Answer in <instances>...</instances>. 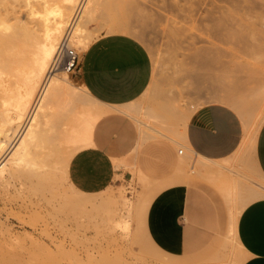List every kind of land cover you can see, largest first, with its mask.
<instances>
[{"label": "rangeland", "instance_id": "1", "mask_svg": "<svg viewBox=\"0 0 264 264\" xmlns=\"http://www.w3.org/2000/svg\"><path fill=\"white\" fill-rule=\"evenodd\" d=\"M253 1L251 4L248 0L252 5L249 9L246 7H249L247 0L242 2L240 0L238 3L234 0H103L100 2L93 18L86 23L83 22L86 36L92 34L90 42L106 33H128L138 38L150 53L153 64L151 80L144 92L129 103L131 111L127 112L136 124L138 135L141 133L140 127L147 128L148 131L144 133L142 129L144 136L139 135L143 138L142 142L125 159L126 162L132 161L129 167L130 175L112 182L98 192L87 193L80 190L84 196H87L83 212H81L70 202L71 198L77 194L74 189L71 190V185L78 188L68 177V163L74 153L85 146L68 150L66 141L59 136L60 133L55 134L57 129L60 130L64 126L65 120L57 117L61 120L58 121L55 118V113L58 116L56 111L59 104L57 98L50 95L47 99L48 107L45 108L48 113L44 108L40 111L44 110L47 114L37 112L39 114L36 120L34 119L30 126L7 146L1 157L6 160L2 166L3 174L6 176L9 170H13V174L6 180L0 181V264H31V262L32 264L250 263L251 259L242 251L241 245L235 238L234 219L247 201L256 196H262L259 190H264V8H262L264 0ZM6 2L11 4L10 8L9 5L5 6ZM255 2L258 5L262 4L261 8L257 5L260 12L257 6L254 7ZM239 3L241 9L238 7ZM222 4L226 5V8H223ZM242 4L245 5L246 10ZM232 5L239 10L237 11ZM11 6V1L9 3V0H0V11H2L0 13L6 15L5 18L0 15L4 18L0 21L2 23L0 28L6 21V17L8 16L7 19L11 17L9 21L7 20L10 22L7 23L10 24L9 26L4 23L8 26L3 29L6 32L16 26H14L15 19L9 15ZM217 6H220L221 11ZM6 8L9 11L5 10ZM222 10L226 13L225 15ZM227 11L230 15H227ZM125 13L129 14V24L132 28L112 29L111 26L120 21L118 14ZM233 14L241 19L234 18ZM14 30L11 34L15 33ZM5 31L0 29V32H3L1 34ZM16 33L6 34L8 38L6 39L7 36H5V40L2 39L5 42L8 41L7 43H10L12 39L14 46L7 44L9 48L0 39V43H4L7 48H1L3 46L0 45V123L5 127L15 125V122L7 123L6 119L15 114L13 104L17 101L18 95L24 92L27 81L25 75L28 74L31 66L27 56L31 47L30 41L23 34L18 35L19 38L21 35L19 41L18 38L13 37ZM65 44L74 49L78 58L84 50L72 42ZM63 47L53 63V72L58 74L66 72L75 85H81L79 62L75 67L65 69L66 55ZM2 49L5 53L1 51ZM7 50L9 52H6ZM218 101L232 106L242 118L243 143L232 155L219 161V170H202L200 165L208 161L205 162L201 156L199 158L198 154L187 148L182 136L184 122L189 113L198 106ZM77 103L82 108L90 107L91 109L96 106L97 101L84 95L79 97ZM238 105L246 108V114H242ZM50 107L52 108L49 109ZM50 113H53L56 121H52ZM256 116L257 119L260 116V122L258 120L255 122ZM47 118L51 119L52 123L49 120L46 125ZM53 123H56L57 129ZM141 123L146 125L139 126ZM32 129L36 132L35 136L30 134ZM44 130L45 133L48 131L50 133L48 132L42 138L40 133ZM48 135L50 139L53 138L51 142L49 138H45L49 137ZM171 137L176 138L178 142L172 141ZM22 142L26 143L22 148H28V153L21 148ZM16 144H18L16 149L21 148L22 152H20L21 149L20 153L18 149H15ZM54 144L58 149H55V153L50 151L51 154H49L48 149L55 148ZM160 144L169 145L175 150L172 170L168 177L163 179L158 177V173L145 168L141 163L142 156L144 154L152 156L151 150ZM178 148H183V152L178 153ZM148 150L150 152H147ZM14 151L16 155L18 152L17 157H12L13 154L15 155ZM42 172L46 173L45 176L48 174V177L46 176L48 179ZM3 174L0 170V179ZM191 177L194 179L192 180ZM167 178L173 181L172 183L183 180L191 187L200 186L207 192L210 190L207 186H212L210 188L215 191L212 192L213 189H211L212 194L211 192L208 194L214 199H221L219 203L208 204L218 209L220 216L213 222L221 226L216 229L209 241L201 242L186 256H170L157 246L145 242L143 223L136 212L139 206L136 203H139V199L156 190L155 188L164 184ZM204 178L207 180L203 181ZM250 189H253L251 194ZM110 195L113 200L108 204L110 199L107 201L106 196L110 198ZM93 196L97 199H105L99 203H105L104 206L101 204V207L96 205L99 209L93 208L94 204L89 202ZM125 197L126 204L131 206V211H127L129 205L125 206V201L122 200ZM127 212H130L129 218ZM120 215L125 216L123 218ZM119 218L129 219L130 226L125 228ZM117 220L120 223L116 222ZM140 231L144 233L143 236ZM139 233L140 236L137 239L136 236ZM134 236L135 241L142 239L143 241L135 243L132 239ZM40 239L46 242L45 245L49 242L48 245L44 246ZM32 243L35 245L31 246ZM24 246L28 248L25 249L26 253L23 252ZM44 249L49 254L40 252ZM37 250L38 252H35ZM27 253H32L34 257L28 256Z\"/></svg>", "mask_w": 264, "mask_h": 264}, {"label": "crops", "instance_id": "2", "mask_svg": "<svg viewBox=\"0 0 264 264\" xmlns=\"http://www.w3.org/2000/svg\"><path fill=\"white\" fill-rule=\"evenodd\" d=\"M78 71L90 94L109 107L93 125L92 143L74 153L68 163L70 181L79 190L91 193L131 173L132 161L125 159L139 143L138 129L121 106L144 92L152 77L153 64L148 49L138 38L128 33H106L83 50ZM182 135L186 146L208 161L205 163L208 166L200 165L202 170H219V161L232 155L243 143L244 126L232 106L209 102L189 113ZM151 152L152 156H142L141 163L158 173L159 178L168 177L175 150L160 144ZM260 194L247 201L234 219L235 238L251 259L249 264H264L263 190ZM218 201L221 199H214L202 187H191L184 181L164 185L147 207L146 232L163 252L186 256L201 242L209 241L221 226L213 222L220 216L218 209L208 205Z\"/></svg>", "mask_w": 264, "mask_h": 264}, {"label": "bare ground", "instance_id": "3", "mask_svg": "<svg viewBox=\"0 0 264 264\" xmlns=\"http://www.w3.org/2000/svg\"><path fill=\"white\" fill-rule=\"evenodd\" d=\"M10 1L12 2V6H11V9L9 13L10 16H12L14 19H15V28L13 27V29H15V33L17 35L13 36L15 38H18L19 41L21 40V35H20V38L18 37L19 34H23V35H26L25 38H28V40L30 41L29 44H31L29 50H28V59L30 60L31 62V66L29 68V71L26 73L27 75H25L27 77V81L25 82V85H24V92L20 93V95H18L17 97V101L13 104V109L15 110V114L13 115H10L7 119H6V122L7 123H14L15 122V125H9L7 127H5L4 124L0 123V170H1V173L3 174V169L2 166L6 163V160L2 159V154L5 152V150L7 149V146H9L15 139L16 137L19 135V134H22V132L28 128L30 126V124L34 121V119L37 117V112H39L40 110H42V108H46L48 107L47 103H48V97L50 95H53L54 97L57 98L58 100V104H59V108H58V116L54 114V116H56L55 118L58 119L57 117L61 118V120H65V124L64 126L58 130L57 129V125H55L56 123H53V125L56 127L57 129V132L55 133L54 131H52V133L54 132L55 134H59L60 133V137L62 136L63 137V140L66 141L65 145H68V150L69 149H78V148H81L83 146H86V145H89L92 143L91 141V134H92V128H93V125L94 123L96 122V120L105 112L109 109V107L103 105L102 103H100L98 100H96L91 94L90 92L87 90V88L85 87V85L83 83H81V85H75L72 80L70 79L69 75L66 73V72H63L62 74H58L56 72H53V63L59 53V51L61 50V48L64 46L65 43H68V42H72L74 43L76 46H81L82 48H86L88 45H89V42H90V38L92 36V34H88L86 36V33H85V29L83 28V25H85L83 22H87V20H90L92 19L95 15V12L97 10V8L99 7V4L100 2H102L103 0H9V3ZM194 1V0H192ZM240 0H238L239 2ZM245 1V0H244ZM234 2H237L236 0H234ZM237 2V3H238ZM242 2V0H241ZM248 2V0H247ZM251 4H253L252 2H254L253 0L250 1ZM248 2V3H249ZM244 3V2H243ZM257 2H255V6L256 7L258 4H256ZM264 3V2H263ZM232 4V3H231ZM234 4V3H233ZM246 4V3H244ZM242 4V7L245 5ZM249 3V7H247V9L250 8V5ZM7 5H9V8H10V5L11 4H8L7 2L5 3V6L7 7ZM219 5V4H218ZM222 4L221 6L223 8H226V5ZM238 5V4H237ZM232 6H235V5H232ZM231 6V7H232ZM240 6V3L238 5V7ZM258 6H262V4H259ZM257 6L258 8V12L259 11V7ZM218 7V6H217ZM220 7V6H219ZM218 7V8H219ZM246 7H245V10H246ZM252 7V5H251ZM222 8V9H223ZM234 8V7H233ZM241 9V7H239ZM264 8V7H262ZM232 9V8H231ZM235 9H236V6H235ZM7 11H9L7 8L5 9ZM4 10V11H5ZM218 10L221 11V9L219 8ZM216 10V11H218ZM237 10V9H236ZM239 10V9H238ZM237 10V11H238ZM251 10H253V8H251ZM234 11V10H232ZM244 11V10H243ZM249 11V10H248ZM256 12V8L254 10ZM254 11H253V15L254 14ZM2 12V11H0ZM219 12V11H218ZM223 12V10H222ZM224 12H226V9H224ZM223 12V13H224ZM229 11H227L228 13ZM242 12V10L240 11ZM245 12V11H244ZM250 12V11H249ZM252 12V11H251ZM257 12V13H258ZM222 13V14H223ZM230 13V12H229ZM227 14V15H230V14ZM239 13V12H237ZM127 14V15H125ZM125 14H118V17L120 18V21L118 22V24H115L114 26H111L112 29H116V28H120V29H125V30H129L131 29V25L129 24L130 21H129V14L128 13H125ZM226 13H224L225 15ZM234 14H235V11H234ZM233 14V15H234ZM248 14V12H247ZM1 17L3 16L5 18V14L3 15L2 13H0ZM237 15V14H235ZM235 15L233 16L234 18ZM90 16V17H89ZM128 16V17H127ZM240 15H238L239 17ZM247 16V15H246ZM249 16V15H248ZM0 17V18H1ZM242 17V16H240ZM4 18H1L0 21ZM8 16L6 17V21L3 22V25L4 28H1L2 31H5L3 29H6L10 24H7V23H10V22H7V20L9 21V19H11V17H9V19H7ZM25 18V19H24ZM244 17H242L243 19ZM246 18V17H245ZM13 19V20H14ZM238 19V18H236ZM241 18H239L238 20H240ZM248 19V17H247ZM117 20V19H116ZM6 23V24H4ZM2 24V23H0ZM6 27V28H5ZM12 28V27H11ZM12 29V30H13ZM12 30L10 29V31L6 32L4 34H1L3 32H0V37H4V38H0L1 40H5V36L7 35H13L11 34L12 33ZM10 33V34H8ZM7 34V35H6ZM3 35V36H2ZM12 37V36H11ZM8 38V36L6 37V39ZM24 38V39H25ZM23 39V41H24ZM2 42H5L3 41ZM9 40V39H8ZM10 41V40H9ZM17 41V40H16ZM15 41V42H16ZM22 41V42H23ZM26 41V40H25ZM24 41V42H25ZM8 41L5 42V46L8 44V45H13V41L11 39L10 43H7ZM18 42V41H17ZM26 43V42H25ZM28 44V43H27ZM1 48H4V43H0ZM7 45V47L9 48V46ZM10 46V47H11ZM29 47V46H28ZM64 48V47H63ZM5 49H7L5 47ZM4 49V50H5ZM9 50V49H8ZM6 51V52H9V51ZM3 53H5L3 51V49L1 50ZM11 51V49H10ZM27 51V50H25ZM1 52V53H2ZM11 55V52L9 53ZM13 54V53H12ZM12 56V55H11ZM9 57V56H8ZM14 58V56L12 57ZM11 61V60H9ZM64 71V70H63ZM89 96L90 98H93L97 101V104H95L93 108L90 109V107L88 108H82L81 106L78 105L77 101L79 99L80 96ZM243 102V101H242ZM241 102V103H242ZM130 103V102H129ZM129 103L121 106V110L125 111V112H128L130 109H129ZM246 103V102H244ZM57 104V105H58ZM248 106V105H247ZM239 107V110L242 112V114H246V111L245 109L243 108V106L241 105H238ZM52 107H50L49 109H51ZM264 108V107H263ZM262 108V110H263ZM8 109V108H7ZM48 109V108H47ZM85 109V110H84ZM53 111H55L54 109H52ZM51 110V111H52ZM261 110V111H262ZM45 111L48 113V111L45 109ZM45 111H40V113H44V114H47L45 113ZM50 111V110H49ZM50 111V112H51ZM131 111V110H130ZM264 111V110H263ZM250 112V111H249ZM43 114V116H45ZM51 115L53 113H50ZM250 114V113H249ZM263 114V113H261ZM259 115V114H258ZM257 115V116H258ZM256 116V119H255V122L258 120L260 122V116H259V119H257L258 117ZM264 116V115H263ZM263 116H261V118H263ZM51 118V117H49ZM52 118L54 121V117L52 115ZM63 118V119H62ZM66 118V119H64ZM15 120V121H14ZM36 120V119H35ZM46 120V118H45ZM50 122H51V119H49ZM48 118H47V121H46V125L47 123H49L48 121ZM58 119V121H61ZM139 120V119H138ZM56 121V120H55ZM140 122H143L142 120H139ZM26 122V123H25ZM45 122V121H44ZM263 122V120H262ZM52 123V122H51ZM146 123V122H145ZM140 124L139 126L141 125H146V124ZM48 125H51V124H48ZM261 125V124H260ZM53 128V126H51ZM256 127H257V124H256ZM49 128V127H48ZM145 128V127H144ZM51 128H49L50 130ZM55 129V130H56ZM142 129L143 127L141 128L140 127V134L141 136L144 134H142ZM155 129V128H154ZM153 129V130H154ZM46 131L48 130L47 128L45 129ZM44 130L43 133H40V135H42V138H44V136L47 133H45L46 131ZM52 130V129H51ZM156 130V129H155ZM147 128L146 129H143V132H147ZM158 131V130H157ZM50 133V132H49ZM159 133V131H158ZM162 133V132H161ZM31 136H35L36 135V132L32 129L31 132H30ZM139 134V135H140ZM138 135V136H139ZM49 136V135H48ZM52 136V135H51ZM56 136V135H55ZM139 136L138 140H139V143L142 142L143 138ZM183 136V135H182ZM53 137V136H52ZM141 137V138H140ZM46 139L49 138V141L51 142V138L50 139V136L49 137H45ZM254 138V137H253ZM44 139V140H46ZM142 139V140H141ZM172 141H177L178 140L174 137H171L170 138ZM22 140V139H21ZM23 141H25V139H23ZM48 141V140H46ZM48 141V142H49ZM62 141V142H64ZM19 142V141H18ZM138 142V141H137ZM23 143V142H22ZM55 143V142H53ZM138 143V144H139ZM8 144V145H7ZM19 144V143H18ZM18 144L15 145V149L16 147L18 146ZM25 144L26 143H23L21 148L25 147ZM57 145V143H56ZM28 145H26L27 147ZM55 146V144H54ZM138 146V145H137ZM52 147V146H51ZM49 147V148H51ZM136 147V146H135ZM21 148H17L18 149V152ZM54 148V147H53ZM49 150L48 151L50 152H53L54 153L56 152L55 149H58L54 148V150ZM188 148V146H187ZM16 149V150H17ZM23 151L25 148H22ZM22 149L20 152H22ZM189 149V148H188ZM70 150V151H72ZM28 148L25 149L24 152L28 153ZM68 151V153L70 152ZM18 152H17V155H18ZM19 152V153H20ZM51 152L49 154H51ZM13 153H15V155L13 154L12 157L16 156V151H14ZM25 153V154H26ZM46 154L48 155V153L46 152ZM20 155V154H19ZM70 155V154H69ZM23 156V155H22ZM21 156V158H22ZM15 157V159H16ZM20 157V156H19ZM67 157H68V154H67ZM126 157V156H125ZM124 157V159H125ZM200 158V156H198ZM69 158V157H68ZM202 158V157H201ZM14 159V158H13ZM20 159V158H19ZM118 159V158H117ZM116 160V159H114ZM122 161V163L124 164L125 161H123V158L120 159ZM119 160V161H120ZM18 162V160H16ZM118 161V162H119ZM115 162V161H114ZM117 162V161H116ZM115 162V166H117L118 164ZM120 163V162H119ZM182 162L180 161V164ZM205 165V164H204ZM205 166H208L207 164ZM5 167V166H4ZM178 167V166H177ZM181 167V166H180ZM179 168V167H178ZM203 168V166H202ZM49 170V169H48ZM47 170V171H48ZM182 170V168H181ZM13 170H9L8 171V174L5 176L3 174V177L1 175V179L0 181H4L6 180V178L8 177H11L13 172ZM176 171H179V170H176ZM186 171V170H184ZM194 171V170H193ZM53 173V171H51ZM187 172V171H186ZM175 173V171L173 172ZM43 174V172H42ZM46 174V173H44ZM43 174V175H44ZM42 175V176H43ZM179 175V174H178ZM193 175V174H192ZM48 177V174L46 175ZM44 175V177H46ZM46 177V178H47ZM195 177V176H194ZM203 177H206V176H203ZM45 178V180H46ZM175 178V176H174ZM177 178V177H176ZM43 179V178H42ZM48 179V178H47ZM52 179V178H51ZM192 179V177H191ZM194 179V178H193ZM192 179V180H193ZM199 179H201L199 177ZM53 180V179H52ZM179 181V179H177ZM207 180V179H206ZM205 178L203 181H206ZM183 181V180H181ZM179 181V182H181ZM188 181V180H187ZM191 181V180H190ZM164 184L162 183V185L157 188H155L156 190L152 191L151 193H148L147 195H142L141 199H139V203H136L137 204V208H136V212L139 214V218L142 220V223H143V229H144V233L140 231V233L144 234L145 238H143L145 240V242H148L149 245L153 244L152 246H156L153 241L151 240V238L148 236L147 232H146V229H145V215H146V210H147V207L149 205V202L151 201L152 197L155 195V193L157 192L158 189H160L162 186L164 185H168V184H171L173 181L169 180L167 178V181L164 180ZM176 182V181H175ZM195 182V180H194ZM260 184H262L260 181H259ZM259 183L257 184L259 186ZM200 185V183H198ZM208 184V182H207ZM264 185V184H263ZM72 189H74V191H76V195L73 196L71 198V203L72 205L75 207V208H78L81 212H83V209H84V202L87 201V196H84L79 189H76L75 187H73V185H71ZM204 186V185H203ZM257 186V187H258ZM153 187V186H152ZM151 187V188H152ZM208 188L207 189H213V188H210L212 186H207ZM263 188V187H262ZM260 188V189H262ZM206 189V190H207ZM264 189V188H263ZM208 191V193H210L211 191ZM215 190L213 189L212 192H214ZM261 191V190H259ZM73 192V191H72ZM211 192V194H212ZM74 193V192H73ZM72 193V194H73ZM263 195H264V190H263ZM212 196V195H211ZM91 197V196H90ZM109 197V196H108ZM111 195H110V198H107L106 196V200L109 201L108 199H110L109 203L113 200L111 199ZM95 199H96V202H95ZM103 198L101 199H97L96 197H92L89 202L94 206H92L93 208L96 207V209L98 208L96 205H100L99 207H101L102 205L104 206V204H99L101 202ZM123 201L126 200V197L122 199ZM128 200V199H127ZM103 201H105V199H103ZM123 203V202H122ZM127 202L125 201V206L129 205L127 207V211L130 210V204H126ZM219 203V201H218ZM107 205V203H106ZM108 206V205H107ZM221 206V204H220ZM73 207V208H74ZM99 209V208H98ZM138 209V210H137ZM220 209H222L220 207ZM131 211V210H130ZM221 211V210H220ZM135 212V213H136ZM222 212V211H221ZM128 214V218L130 217V212H127ZM81 215V214H80ZM126 215V216H127ZM124 218L123 215H120ZM79 217V216H78ZM118 219V217H117ZM121 219V221H120ZM116 220V219H115ZM77 221V220H76ZM119 221L122 222V225L126 227L130 226V222H129V219L125 218V219H122V218H119ZM118 220L116 222L120 223ZM117 223V224H118ZM66 224V223H65ZM81 224V223H80ZM116 224V225H117ZM120 225V224H119ZM118 225V226H119ZM62 226V225H61ZM123 226V227H124ZM120 227V226H119ZM121 226V228H123ZM123 228V229H125ZM67 229V228H66ZM63 230V229H62ZM130 230V229H129ZM45 231H47V229H45ZM49 232V231H48ZM67 232V231H66ZM129 232V231H128ZM140 233L139 235L135 236L137 237L138 239V236H140ZM46 234V233H45ZM138 234V233H137ZM35 235V234H34ZM47 235H51V234H47ZM68 235H70V233H68ZM32 236V235H31ZM30 236V237H31ZM36 236V235H35ZM54 236V235H52ZM50 236V237H52ZM63 238H64V235H62ZM133 237V241L136 243L135 241V238L136 237ZM34 237V236H33ZM56 237V236H55ZM46 238V237H45ZM53 238V237H52ZM51 238V240H52ZM62 238V239H63ZM69 238V237H68ZM49 239V238H48ZM141 239V238H139ZM143 239L141 241H143ZM31 240V239H30ZM34 240V238H33ZM39 240V239H38ZM37 240V241H38ZM36 241V242H37ZM40 241H42L40 239ZM39 241V242H40ZM60 241V240H59ZM68 241V240H67ZM140 240L137 241V243L141 242ZM33 242V241H32ZM35 242V243H36ZM38 242V243H39ZM44 243V246L48 245V243L45 245L46 242L42 241ZM55 242V241H54ZM35 243H32L31 246H34ZM53 243V242H52ZM58 243V242H57ZM143 243V242H142ZM34 244V245H33ZM61 244V243H60ZM64 244V243H63ZM147 244V243H145ZM38 245V244H36ZM54 245V244H53ZM59 245V244H58ZM62 245V244H61ZM141 245V244H139ZM30 246V245H28ZM60 246V245H59ZM147 246V245H146ZM25 247V246H24ZM40 247L42 248L41 246V243H40ZM49 247V246H48ZM149 247V246H148ZM23 248V247H22ZM27 247L23 248L25 252V249ZM31 248V247H30ZM38 248V247H37ZM57 248L59 249V247L57 246ZM28 249V248H27ZM36 249V248H35ZM43 249V248H42ZM41 249V250H42ZM51 249V248H50ZM64 249H66L64 247ZM152 249V247H151ZM154 249V248H153ZM34 250V249H33ZM40 250V248L38 249ZM35 251V252H38ZM55 250V249H54ZM62 250H63V247H62ZM64 251V250H63ZM34 252V251H33ZM40 252H45V249L43 251H40ZM46 252L48 253V251L46 250ZM45 252V253H46ZM50 252V251H49ZM57 253V251H55ZM60 253V250L58 251ZM26 253V252H25ZM43 253V254H45ZM46 253V254H47ZM51 253V252H50ZM28 254V253H27ZM49 254V253H48ZM31 255L33 256V254H28V256ZM36 256V254H34ZM27 257V256H26ZM34 257V256H33ZM32 257V259H33ZM51 257V256H50ZM21 258V257H20ZM29 259V258H28ZM32 264V262H31Z\"/></svg>", "mask_w": 264, "mask_h": 264}, {"label": "built area", "instance_id": "4", "mask_svg": "<svg viewBox=\"0 0 264 264\" xmlns=\"http://www.w3.org/2000/svg\"><path fill=\"white\" fill-rule=\"evenodd\" d=\"M64 50L66 55L64 66L65 69L69 70L78 64L79 58L77 57V53L74 51V49L68 47L67 44H65ZM178 152L182 153L183 148H178Z\"/></svg>", "mask_w": 264, "mask_h": 264}]
</instances>
